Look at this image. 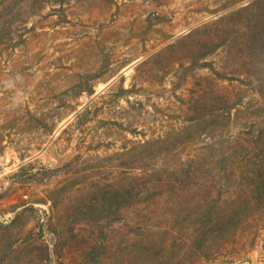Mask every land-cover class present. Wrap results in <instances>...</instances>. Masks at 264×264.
<instances>
[{
    "label": "rangeland",
    "instance_id": "obj_1",
    "mask_svg": "<svg viewBox=\"0 0 264 264\" xmlns=\"http://www.w3.org/2000/svg\"><path fill=\"white\" fill-rule=\"evenodd\" d=\"M0 159V264H264V0H0Z\"/></svg>",
    "mask_w": 264,
    "mask_h": 264
},
{
    "label": "built area",
    "instance_id": "obj_2",
    "mask_svg": "<svg viewBox=\"0 0 264 264\" xmlns=\"http://www.w3.org/2000/svg\"><path fill=\"white\" fill-rule=\"evenodd\" d=\"M5 172L9 176L11 171H8L7 169H5ZM13 218H14L13 213L11 212L3 211L2 213H0V222L4 225L10 224L13 221Z\"/></svg>",
    "mask_w": 264,
    "mask_h": 264
},
{
    "label": "bare ground",
    "instance_id": "obj_3",
    "mask_svg": "<svg viewBox=\"0 0 264 264\" xmlns=\"http://www.w3.org/2000/svg\"><path fill=\"white\" fill-rule=\"evenodd\" d=\"M0 164H1V159H0Z\"/></svg>",
    "mask_w": 264,
    "mask_h": 264
}]
</instances>
